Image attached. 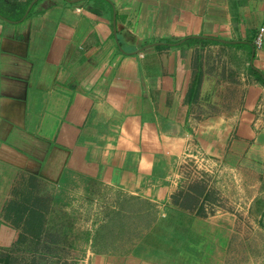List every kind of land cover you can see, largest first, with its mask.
<instances>
[{
	"label": "crops",
	"instance_id": "obj_1",
	"mask_svg": "<svg viewBox=\"0 0 264 264\" xmlns=\"http://www.w3.org/2000/svg\"><path fill=\"white\" fill-rule=\"evenodd\" d=\"M262 29L264 0H0V264H264ZM190 157L241 204L204 212ZM109 201L161 213L105 242Z\"/></svg>",
	"mask_w": 264,
	"mask_h": 264
},
{
	"label": "rangeland",
	"instance_id": "obj_2",
	"mask_svg": "<svg viewBox=\"0 0 264 264\" xmlns=\"http://www.w3.org/2000/svg\"><path fill=\"white\" fill-rule=\"evenodd\" d=\"M191 158V157H190ZM196 159L194 157L191 158L190 161L186 163L187 167V178L188 181L186 183V191L191 192L192 195L195 198H199L201 195V192L204 191L206 186L203 183L198 182V178H201V180H204L203 182H207V178L210 177V175L214 178V180L218 181V183L215 185L213 184V195L209 194L208 198L210 201L206 204L207 207H203L204 212L209 211V213H214L215 211H231L232 209L236 208V204L239 205V201H236L232 199L233 197H236V195L232 192V186L227 185V179L224 175H221V172L219 171L218 178L215 176L214 173H210V171L206 168L198 167L199 164H195ZM208 183V182H207ZM185 190V189H184ZM230 190V191H229ZM201 191V192H200ZM185 194V195H187ZM183 197V196H182ZM181 197V198H182ZM201 198V197H200ZM185 201L187 205H191L196 203L195 200H184V199H176L172 203L178 204L183 203L185 204ZM108 205H102V241H108V239L115 237V230L119 228L120 230L122 227H127V232L137 230L138 228V236L139 239L146 234V230L150 227L156 224L158 220V214L161 213V209H157L153 212L154 215H151L152 211H148L145 209L146 207L143 205L142 202H138L137 204L132 207L131 212L128 209V205H126L124 202L119 201H109L107 203ZM182 204V206H183ZM95 219H100L99 217H94ZM87 221V218H85ZM240 224L243 225H253V220L250 222L247 220V218H240L239 219ZM77 223V222H76ZM123 227V228H124ZM125 230V228L123 229ZM97 236L98 233L92 234ZM75 239H80V234H75ZM67 241L59 242V248L56 250H51L49 248H44L40 252V256L38 258H34L31 261H28L29 264H70L66 263L67 256L70 258V254L73 252V255L75 256V260L77 261L78 255L80 253V249H67L62 246ZM77 242V241H76ZM104 251V249H102ZM58 256V258L56 257ZM70 260V259H69Z\"/></svg>",
	"mask_w": 264,
	"mask_h": 264
},
{
	"label": "built area",
	"instance_id": "obj_3",
	"mask_svg": "<svg viewBox=\"0 0 264 264\" xmlns=\"http://www.w3.org/2000/svg\"><path fill=\"white\" fill-rule=\"evenodd\" d=\"M263 32H264V29H262V30L259 32V34H258V36H257V38H256L255 46H256L257 48H260V47L262 46V44H263Z\"/></svg>",
	"mask_w": 264,
	"mask_h": 264
}]
</instances>
